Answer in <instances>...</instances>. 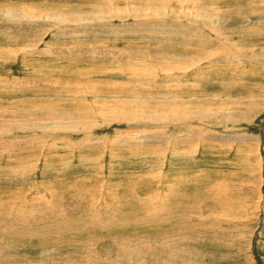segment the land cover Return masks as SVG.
Segmentation results:
<instances>
[{
    "label": "rangeland",
    "instance_id": "1",
    "mask_svg": "<svg viewBox=\"0 0 264 264\" xmlns=\"http://www.w3.org/2000/svg\"><path fill=\"white\" fill-rule=\"evenodd\" d=\"M0 264H264V0H0Z\"/></svg>",
    "mask_w": 264,
    "mask_h": 264
},
{
    "label": "bare ground",
    "instance_id": "2",
    "mask_svg": "<svg viewBox=\"0 0 264 264\" xmlns=\"http://www.w3.org/2000/svg\"><path fill=\"white\" fill-rule=\"evenodd\" d=\"M6 13V12H5ZM12 13V12H11ZM147 119V118H146ZM202 133V132H201ZM157 216V215H156ZM81 225V224H80ZM77 229H78V227H77Z\"/></svg>",
    "mask_w": 264,
    "mask_h": 264
}]
</instances>
